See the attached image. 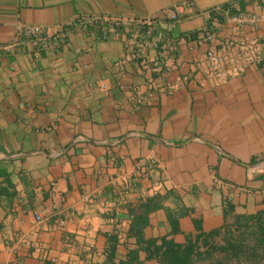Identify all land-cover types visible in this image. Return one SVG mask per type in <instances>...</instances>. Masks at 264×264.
<instances>
[{
	"label": "crops",
	"instance_id": "0c3cea01",
	"mask_svg": "<svg viewBox=\"0 0 264 264\" xmlns=\"http://www.w3.org/2000/svg\"><path fill=\"white\" fill-rule=\"evenodd\" d=\"M253 217L264 0H0V264H210Z\"/></svg>",
	"mask_w": 264,
	"mask_h": 264
},
{
	"label": "trees",
	"instance_id": "16d2710c",
	"mask_svg": "<svg viewBox=\"0 0 264 264\" xmlns=\"http://www.w3.org/2000/svg\"><path fill=\"white\" fill-rule=\"evenodd\" d=\"M255 218H240L235 225L233 226V230L238 232L237 240L230 238L225 241L224 244L206 248L203 250V256H205L209 261L210 264H222V262L216 258V256H221L229 258L230 256H234L238 258L237 250H241L244 246L245 234L244 232L246 229L251 225V223L255 222ZM230 228V227H229ZM229 234H231V230H229ZM250 235L253 237L254 245L251 249L252 259L250 260L251 264H261L264 262V230L262 229H252ZM197 245H188L184 248L180 246H174L175 250L183 251L184 256L178 260L179 264H188L193 261L198 260L201 255L200 251L197 248ZM176 252V251H175ZM178 255V253H176ZM177 257V256H176ZM178 259V258H177ZM236 263L240 264V261L236 259Z\"/></svg>",
	"mask_w": 264,
	"mask_h": 264
},
{
	"label": "built area",
	"instance_id": "2783aa9c",
	"mask_svg": "<svg viewBox=\"0 0 264 264\" xmlns=\"http://www.w3.org/2000/svg\"><path fill=\"white\" fill-rule=\"evenodd\" d=\"M182 8L180 5L174 6L172 9L165 10L164 15L171 17L172 19L178 18L182 14ZM89 20L91 22H96L98 20H102L103 22H108L109 19L106 16H90ZM131 22L135 24L143 23V20H136V19H129L125 21L126 24H130ZM123 23V20L115 19L113 24L118 26ZM18 34L24 38H33L35 40H42L44 39V31L38 25H25V26H18L17 27ZM209 36V35H208ZM9 49H15V43L7 46ZM209 66L215 70L217 66L220 64V57L215 55L213 52H208L207 54ZM236 69V68H235ZM232 72L235 71L234 69L231 70ZM144 166V164H142ZM136 173L142 177H148L150 174V169H143V170H136ZM112 205V201L107 199H102L100 202V206L102 209H108ZM36 219H40L38 215H36ZM122 228L119 227L116 230V234L118 237H121Z\"/></svg>",
	"mask_w": 264,
	"mask_h": 264
},
{
	"label": "rangeland",
	"instance_id": "374dc122",
	"mask_svg": "<svg viewBox=\"0 0 264 264\" xmlns=\"http://www.w3.org/2000/svg\"><path fill=\"white\" fill-rule=\"evenodd\" d=\"M230 232L231 234H229V232L227 231L225 240H228L230 238L237 240L239 233L236 232L235 230H232ZM250 232H251L250 230L244 232L245 240L243 244L245 247H243L241 250H237L238 258H235L234 256H230L229 258H226L224 256L222 257L223 264H237L236 259L240 261V264H251L250 262V260L252 259L251 249L254 245V241H253V237L250 235ZM221 256H223V254Z\"/></svg>",
	"mask_w": 264,
	"mask_h": 264
}]
</instances>
